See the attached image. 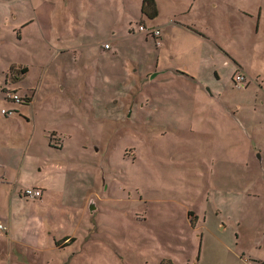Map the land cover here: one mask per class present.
<instances>
[{"label": "rangeland", "instance_id": "rangeland-1", "mask_svg": "<svg viewBox=\"0 0 264 264\" xmlns=\"http://www.w3.org/2000/svg\"><path fill=\"white\" fill-rule=\"evenodd\" d=\"M155 3L158 16L148 20L134 0L127 10L114 0H0V109L8 111L0 112V264H264V156L252 152L264 149V106H245L264 98V66L260 82L232 90L222 85L231 81L230 57L204 44L205 89L146 73L156 55L194 72L196 43L181 47L176 21L194 20L216 39L234 5L264 0ZM25 17L26 26H14ZM161 20L162 34L177 30L178 38L158 47L163 40L137 26ZM110 24L119 41L111 61L98 58L90 36L93 25L111 34ZM95 63L100 72H89ZM213 83L220 96L206 104ZM13 93L19 103L6 99ZM26 187L41 188L40 199L24 197ZM67 232L78 252L54 249Z\"/></svg>", "mask_w": 264, "mask_h": 264}, {"label": "crops", "instance_id": "crops-1", "mask_svg": "<svg viewBox=\"0 0 264 264\" xmlns=\"http://www.w3.org/2000/svg\"><path fill=\"white\" fill-rule=\"evenodd\" d=\"M93 1V0H91ZM135 3L138 5V7H141V0H134ZM103 3L108 6L111 7L113 5V0H103ZM129 0H114V6H118L121 4H124L125 6V10H127L126 8L128 7ZM213 7H216L217 5L214 3L212 4ZM157 7V6H156ZM264 8V6L262 7L261 4H255L253 5V3H251L248 7L245 6H238L235 10V5L232 7V11L233 14L231 15L230 18L227 19H222L220 20L218 23V31L216 33V39L205 34L204 31L201 30V26L198 25V27L196 25H194V23L196 21L191 20L188 21L187 19H182V21H176L175 25L180 26L184 32L182 33V36L180 37L181 40L179 41L181 44V47H184V44L186 43V46L191 45L192 42H195L196 45H194L192 48L190 49H196L197 48V56H194L193 59L191 60V66L190 68L194 71L193 73H188L187 69L189 67V65L185 62L183 63V72H179L177 71V68L174 67H170L165 63V59L166 58H162L164 63L162 64L159 60V55L157 57V55L155 56L154 59V63L152 65V68L147 71L146 73H149L150 71H152L153 75L151 76V79L153 78V80H157L160 79L161 81L165 82L166 80L172 81L173 79V75L176 76H180V81L182 82V84L184 86H187V83L192 84L195 88L198 89H205V85L207 84V82H204L201 80L200 75L203 73H206V59L207 57L209 58V52L205 53V46L204 44H208L211 49H216L218 51H220L224 56L226 54V56L228 55L231 59L232 64L230 72H229V76L231 78V81H229L228 79L226 80V82H222V85L224 87H226L225 84H228L227 86L230 87V89L232 90H237L239 87L237 85V83L243 84L244 82H246L247 86L250 82V79L256 81V83L260 82L261 77L263 76V66H264V43H260L259 41L261 40V38L264 36V10L262 9ZM140 14L142 16H145L141 13L140 10ZM243 15L244 17L241 18L240 15ZM124 15L127 16V12H124ZM158 16V14H157ZM156 16V17H157ZM14 17V16H13ZM15 17H17L15 15ZM14 17V18H15ZM146 17V16H145ZM156 17H154L153 19H149L148 20H154L156 19ZM20 20H17L14 24V26H21L24 27L26 26V24L28 22H30V20H28L26 17L25 18H19ZM139 23H143L145 25V23L143 22V20L141 19L139 21ZM138 23V24H139ZM159 24L160 25H164V26H168L167 22H164V20H161V22H156L155 25L153 27H146V28H152V29H158L159 30V34L157 36L154 37H149L152 38L153 40H156L158 37L163 40V41H157L156 43L158 44V47L161 46L163 43L165 44H170V40H174L173 42L176 41V38H178V35L176 34L177 30H169L168 29V34L167 35H163L160 28H159ZM174 25V24H173ZM111 28L109 29V33L111 34H107L105 33L104 35L99 36L100 33L98 30H95V26L93 25L94 29L92 32H90V36H92L94 39V41H92V43H94V46L97 47L96 50V54L98 56L99 59H103L106 60L108 59L109 61L114 60V58L117 56L118 53V44L119 41L115 40L117 38V31L115 29L112 28V25H109ZM137 30H138V26H137ZM139 31V30H138ZM140 32H146V31H140ZM21 33L20 30H17V34L19 35ZM128 33H130V35L134 34L133 30H130ZM86 33L82 34L81 31H78L77 38H83L85 39V35ZM147 34V32H146ZM129 34H123V36H121L120 38L126 39V38H130ZM170 35H172V37L170 38ZM184 35V37H183ZM49 36V35H48ZM48 36H44L43 38L46 39ZM57 40L60 39V37L58 35H55ZM89 36V35H88ZM96 36H99L96 38ZM115 37V38H114ZM147 35L145 38H142L144 40L147 39ZM18 38H21V35L18 36ZM113 38V39H112ZM184 38V40H183ZM158 40V39H157ZM225 41V42H224ZM4 40H1L0 43H3ZM230 42V45H229ZM85 43V42H84ZM104 43H108L109 44V48H104L103 44ZM83 47V44H79ZM86 46V43L84 44ZM241 50H245V51H249V55L248 57H242L240 55V51ZM58 51V49L56 50ZM61 52L65 51V49H60ZM91 58L94 59V56H91ZM169 58L171 60H173L175 58V55H170ZM224 62L226 65L227 63L225 61ZM133 65H136L139 68V65L137 63H133ZM78 67L80 68V70L82 69H87L90 67H83L81 65H78ZM136 67V70H138V68ZM92 68V67H91ZM261 69V70H260ZM91 73H95V72H100V65L99 63H95L94 68L89 71ZM88 72V73H89ZM87 73V74H88ZM102 73V72H101ZM151 73V72H150ZM241 75L243 76L242 80H237V76ZM213 76L215 77L216 82L220 81L221 76L219 75L218 71L215 70V72L213 73ZM109 78H111V76H109ZM107 78V75L104 76V82L106 83H110V79ZM62 82H59V87L61 89H65L66 87L68 88V80L64 79V77L61 78ZM61 83V84H60ZM214 85H209V90L211 92V98H209V96L207 94H205V99H206V104L208 102H210L212 104V99L216 96H220V94H218V92L222 89V86L218 83H213ZM78 85H82L81 83ZM220 85V86H219ZM205 86V87H204ZM241 86V85H240ZM70 87V85H69ZM82 87V86H81ZM83 89H85L83 87ZM86 90V89H85ZM90 92V91H89ZM35 91L33 93V95H31L28 104L32 103V99L34 97ZM219 99V97H217V100ZM249 101L251 102H247V104L245 105L246 107H252L253 110H256L257 106L263 107L264 106V98H259V99H250ZM236 108L241 109V105L239 107V104L235 105ZM4 108L0 109L1 110ZM4 114V113H2ZM205 118H207V116H205ZM198 119H201L200 116L198 117ZM250 130L254 131V128H250ZM252 136V134H251ZM250 140H252V137H250V139H247L246 144L244 143L245 148H250L249 146V142ZM49 147H52L51 145H49ZM53 148V147H52ZM54 149H58V148H54ZM61 149V148H59ZM254 154L260 155L263 154L264 156V149L257 147L256 145L253 147V151ZM246 155H248V151L246 153ZM261 158V157H260ZM264 164V160H261L260 165ZM26 188H38L41 191V195L43 194V190L39 187H26ZM25 189V188H24ZM41 195L38 197L40 199ZM24 196V195H23ZM34 199V198H33ZM76 231H78V229H76ZM65 235H69V234H73V237L70 238H74L75 240V233H64ZM60 236L59 238H55L53 239L54 244L53 247L57 252L63 251L65 248L67 249V246H73V250L69 253L72 252H78V249H76L74 247L73 242L69 243V241H67L66 243H63L62 246L58 245L56 242H58L59 240L64 239L65 235ZM64 236V237H63ZM63 237V238H62ZM62 241H60L59 243H61ZM10 257V256H9ZM262 262V261H260ZM64 263V262H63ZM60 264V263H59Z\"/></svg>", "mask_w": 264, "mask_h": 264}, {"label": "trees", "instance_id": "trees-1", "mask_svg": "<svg viewBox=\"0 0 264 264\" xmlns=\"http://www.w3.org/2000/svg\"><path fill=\"white\" fill-rule=\"evenodd\" d=\"M140 10H141V13L143 14V15H145L147 18H149V19H153L154 17H156L157 16V14H158V9H157V7H156V3H155V0H141V7H140ZM139 26H143V27H145L146 28V26H144V25H141V24H138V27ZM149 29V28H148ZM157 29V28H156ZM139 30V29H138ZM150 30H153L152 28H150L148 31H146L147 32V34L148 35H150V36H152V37H154V36H157L156 34H153L152 33V31H150ZM140 31V30H139ZM9 96H6V99L7 100H10V101H12L10 98H8ZM21 100H22V98H21ZM5 110V113H4V115L6 114V113H8V111L6 110V109H4ZM23 195H24V192H23ZM24 197H26L25 195H24ZM1 224V223H0ZM2 225V224H1ZM3 226V225H2ZM4 227V226H3ZM1 229H3V228H0V230ZM4 229H5V227H4ZM64 239H62V240H59L58 242H56L58 245L60 244L59 242L60 241H63ZM74 241V238H69V243H72Z\"/></svg>", "mask_w": 264, "mask_h": 264}, {"label": "built area", "instance_id": "built-area-1", "mask_svg": "<svg viewBox=\"0 0 264 264\" xmlns=\"http://www.w3.org/2000/svg\"><path fill=\"white\" fill-rule=\"evenodd\" d=\"M138 29L140 31H148L149 29L148 28H145L143 26H139ZM152 31L153 34H156L158 35L159 34V30L158 29H153V30H150ZM105 48H108V44H104L103 45ZM243 79V76L241 75H238L237 76V80H242ZM9 98L12 100V102L14 103H19L21 101V97L15 93L13 94H10L9 95ZM1 113H5V110L2 109L1 110ZM24 195L27 197V198H38L40 195H41V191L38 189V188H25L24 190ZM0 228H4L1 224H0Z\"/></svg>", "mask_w": 264, "mask_h": 264}]
</instances>
